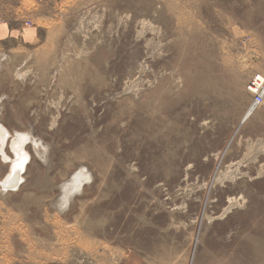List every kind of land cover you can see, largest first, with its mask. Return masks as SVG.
Masks as SVG:
<instances>
[{
  "label": "rangeland",
  "instance_id": "1",
  "mask_svg": "<svg viewBox=\"0 0 264 264\" xmlns=\"http://www.w3.org/2000/svg\"><path fill=\"white\" fill-rule=\"evenodd\" d=\"M256 73L264 0H0V264H264Z\"/></svg>",
  "mask_w": 264,
  "mask_h": 264
},
{
  "label": "bare ground",
  "instance_id": "2",
  "mask_svg": "<svg viewBox=\"0 0 264 264\" xmlns=\"http://www.w3.org/2000/svg\"><path fill=\"white\" fill-rule=\"evenodd\" d=\"M3 103H4V101L1 102V99H0V108L4 107ZM251 111H252V107H249L248 110L245 113V117L249 116V114H250L249 112H251ZM0 132H2V128H0ZM2 136L3 137H1V143L3 144L4 139L6 138V135H2ZM22 136L27 137L28 134L27 135L23 134ZM14 144H16V146L13 147L14 148V155L13 156L9 157L6 154H4V152H2V151L0 152L3 160H6V161L8 160L10 162L9 163V166H10L9 167V172L6 175L7 177L5 178L4 181H0V185H1L0 186V190L3 188L2 191L3 190L5 191V190H7L9 188L13 189V187L14 188L16 187V184H18L19 180L22 179L21 171L24 169L25 163H26V161L28 159V157H27L28 154L25 153V151H23V149H22L23 148L22 147L23 143L20 141V143L18 144V142L15 141ZM41 147L40 146L38 147L37 153H40L41 157L46 160L47 157H48V155L44 154V153H46V151H45L46 150V146L44 145V146H41ZM84 169H83V171H80L78 174L75 173L76 175H74V177L70 181H68L66 183H63V187L64 188H69V190H68V193H65L62 197H60V199H58L59 197H56L57 198L56 202L58 201V203H60L57 208L60 209L59 206H61V205L68 206L69 205L68 203H69V200H70V192H71V190H77L80 186H82L81 185L82 183H85L89 178H91L93 176L91 171H88L87 169L84 170ZM229 171H230V169H229ZM229 174H231V172ZM71 199H72V197H71ZM235 201L236 200L229 199L228 200V204L229 205L225 208L224 212L225 211H230L229 208H231V206H233ZM236 203H238V202H236Z\"/></svg>",
  "mask_w": 264,
  "mask_h": 264
},
{
  "label": "built area",
  "instance_id": "3",
  "mask_svg": "<svg viewBox=\"0 0 264 264\" xmlns=\"http://www.w3.org/2000/svg\"><path fill=\"white\" fill-rule=\"evenodd\" d=\"M247 91L252 95L251 107L252 111L255 107L264 102V75L256 73L253 75L246 85Z\"/></svg>",
  "mask_w": 264,
  "mask_h": 264
}]
</instances>
